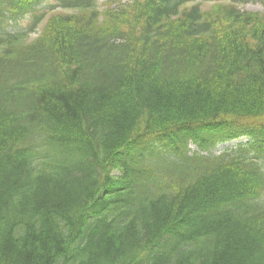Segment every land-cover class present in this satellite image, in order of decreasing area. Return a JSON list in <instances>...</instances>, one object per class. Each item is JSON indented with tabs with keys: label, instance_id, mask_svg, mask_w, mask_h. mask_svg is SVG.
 I'll return each mask as SVG.
<instances>
[{
	"label": "trees",
	"instance_id": "obj_1",
	"mask_svg": "<svg viewBox=\"0 0 264 264\" xmlns=\"http://www.w3.org/2000/svg\"><path fill=\"white\" fill-rule=\"evenodd\" d=\"M221 1L0 0V264H264V0Z\"/></svg>",
	"mask_w": 264,
	"mask_h": 264
},
{
	"label": "rangeland",
	"instance_id": "obj_2",
	"mask_svg": "<svg viewBox=\"0 0 264 264\" xmlns=\"http://www.w3.org/2000/svg\"><path fill=\"white\" fill-rule=\"evenodd\" d=\"M55 1L56 0H46V2L39 7V9H44L45 7H47L49 5H53L55 3ZM126 1L127 0H96V4L100 10H103L105 8V6L112 7V6L120 4L121 2L126 3ZM240 8L243 10H246V11L264 13V7H262V5H260L259 3L248 2L245 5H241ZM28 20H29V17H25V19H23L22 21H19L17 24L9 23L8 24V30H10V32H16L17 30L24 28L28 24V22H29ZM34 36H35L34 34L30 35V37H34ZM245 141H246V139L241 140L242 143H244ZM233 143H235V142H233ZM233 143H230L227 146H231V145H233Z\"/></svg>",
	"mask_w": 264,
	"mask_h": 264
}]
</instances>
